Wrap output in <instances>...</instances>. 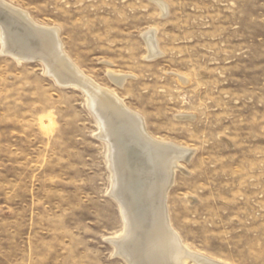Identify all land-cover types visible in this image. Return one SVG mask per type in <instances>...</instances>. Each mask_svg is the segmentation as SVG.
I'll return each instance as SVG.
<instances>
[{"label":"rangeland","instance_id":"obj_1","mask_svg":"<svg viewBox=\"0 0 264 264\" xmlns=\"http://www.w3.org/2000/svg\"><path fill=\"white\" fill-rule=\"evenodd\" d=\"M6 1L58 27L73 61L151 134L195 150L169 195L183 241L264 264V0H163L166 15L153 0ZM86 97L0 38V264H126L108 241L123 219Z\"/></svg>","mask_w":264,"mask_h":264},{"label":"bare ground","instance_id":"obj_2","mask_svg":"<svg viewBox=\"0 0 264 264\" xmlns=\"http://www.w3.org/2000/svg\"><path fill=\"white\" fill-rule=\"evenodd\" d=\"M153 1L164 15L170 10L163 0ZM16 30L24 33V40L17 37ZM156 31L149 29L142 34L149 60L163 55ZM0 38L3 53L20 62L39 59L59 84L86 94L99 126L96 135L108 147L109 192L118 201L123 219L122 230L108 238L117 256L126 264H228L193 249L172 226L169 195L178 171L185 169L183 162L193 157L194 149L151 134L141 113L73 61L58 27L40 24L29 12L6 0H0ZM108 72L120 86L128 78Z\"/></svg>","mask_w":264,"mask_h":264}]
</instances>
